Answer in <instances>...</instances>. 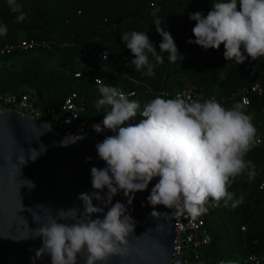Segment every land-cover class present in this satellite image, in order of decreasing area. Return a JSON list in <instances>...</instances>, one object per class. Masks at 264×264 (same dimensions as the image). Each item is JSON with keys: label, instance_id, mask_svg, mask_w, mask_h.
Returning <instances> with one entry per match:
<instances>
[{"label": "clouds", "instance_id": "clouds-1", "mask_svg": "<svg viewBox=\"0 0 264 264\" xmlns=\"http://www.w3.org/2000/svg\"><path fill=\"white\" fill-rule=\"evenodd\" d=\"M7 3L13 12L19 13L17 22L26 19L16 0ZM158 11L154 9L152 15L156 16ZM189 19L195 21L194 40L187 43L205 50H218L223 44L225 61L234 60L238 65L248 58L254 61L264 57V0H221L211 5L206 16L194 12ZM153 24L162 38L159 53L146 32H123L120 36L133 57L129 66L147 76L155 74V65L164 62L165 52L170 63L183 59L171 33L162 27L163 22L157 17ZM6 33L7 26L0 25V36ZM103 59H107L106 52ZM95 84L101 94L96 109L107 106L109 110L102 125L91 127L96 133L105 129L115 133L95 146L98 158L106 167L90 169L93 191L77 196L83 213L69 209L72 223L53 218L38 229L32 239H40L41 244L30 258L31 264L45 255L49 264H77V255L85 248L88 253L85 264H98L112 254L125 252L121 246L127 244L126 238L136 222L125 204L112 203L120 191L131 204L130 194L146 190L158 177L146 197L153 208L151 216L158 213L157 206L199 215L207 210L205 204L209 198L216 204L221 200L233 201L234 193L228 187L236 176L245 171L250 179L255 175L252 162L245 160V156L254 146L256 128L241 105L228 109L215 99L201 102L177 94L172 99L156 96L141 110L138 101L130 100L117 87L105 85L101 78H96ZM137 113L143 117L139 123L123 126ZM75 140L64 139L61 146ZM31 151L35 153L30 157L34 161L44 148L39 153ZM90 160L91 157L86 158ZM25 181L29 189L35 187L32 181ZM94 200L98 203L94 204ZM108 204L111 206L107 207ZM64 211L58 213L61 219Z\"/></svg>", "mask_w": 264, "mask_h": 264}, {"label": "trees", "instance_id": "trees-1", "mask_svg": "<svg viewBox=\"0 0 264 264\" xmlns=\"http://www.w3.org/2000/svg\"><path fill=\"white\" fill-rule=\"evenodd\" d=\"M20 9H36L41 12L45 22L42 31L21 29L15 23V15L7 0H0V25L7 26L6 35L0 36V47L4 42L19 39L16 30L21 29V39H37L48 43L46 48H37L27 53L14 51L0 55L7 59L21 55L20 68H0V90H34L55 106H59L65 96L74 91L82 99L84 110L82 119L94 120L102 124L107 106L96 109L101 98L94 78L100 77L108 86L118 90H134L129 97L144 105L156 96L174 98V91L192 87L203 97L217 92L229 93L235 88L246 85L251 79L264 71V57L257 60L246 59L242 64L234 60L225 61L224 46L218 50L203 49L189 44L194 40L192 28L195 21L189 15L200 12L206 16L211 5L221 0H16ZM159 9L156 16L152 13ZM163 22L162 27L169 31L183 57L170 63L167 53L164 62L156 64L154 75H142L134 66H129L133 58L121 42L123 32H146L159 53L161 36L153 24L156 18ZM94 51L106 52L107 59L101 61ZM50 58L63 64L59 69L52 66ZM155 63L154 58H151ZM81 72L80 77L75 73ZM25 87V88H23ZM23 88V89H22ZM226 101L220 103L226 108ZM260 101L252 99L251 107H242L245 114L251 115L259 110ZM237 104V103H236ZM143 119L139 113L133 124ZM245 160L251 161L255 175L249 178L248 171L238 175L228 187L234 193L233 201L218 204L209 198L205 204L204 227L210 235V243L204 248L203 264H247L248 254H255L264 264V190L258 188L264 177V154L261 147L254 146L246 154ZM252 170V169H249ZM242 197V199H241ZM234 201H239L234 203ZM245 226V231H241ZM190 248L182 243L180 251L171 264L191 263Z\"/></svg>", "mask_w": 264, "mask_h": 264}, {"label": "water", "instance_id": "water-1", "mask_svg": "<svg viewBox=\"0 0 264 264\" xmlns=\"http://www.w3.org/2000/svg\"><path fill=\"white\" fill-rule=\"evenodd\" d=\"M49 128L18 111H0V264H31L30 258L41 244L40 239H32L38 229L53 218L72 223L69 209L83 213L77 196L93 191L90 169L106 167L97 156L95 146L99 142L95 139L61 136ZM64 139L77 140L61 146ZM43 148L34 161L30 159L35 156L31 150L39 153ZM87 157L91 160L86 161ZM25 180L32 181L35 187L29 189ZM152 187L149 183L146 190L130 194L131 204L123 191L112 198V203L126 205L136 223L126 238L127 244L121 246L126 251L112 254L98 264L173 263L179 237L175 231L176 215L163 206H157L158 213L150 215L153 208L146 197ZM60 210H65L63 219L58 215ZM87 255V249H82L77 264H85ZM35 264H49V258L40 257Z\"/></svg>", "mask_w": 264, "mask_h": 264}, {"label": "built area", "instance_id": "built-area-1", "mask_svg": "<svg viewBox=\"0 0 264 264\" xmlns=\"http://www.w3.org/2000/svg\"><path fill=\"white\" fill-rule=\"evenodd\" d=\"M46 47H48V43L43 40L33 38L18 39L15 42H4L0 47V55H9L14 51L27 53L37 48ZM93 54L101 61L106 60L103 59L104 52L102 51H94ZM80 75L81 72L75 73L76 77H80ZM96 78L93 80L94 83ZM119 91L123 92L128 97L135 95L134 90ZM177 94H182L185 99L190 98L192 100H201L205 98L215 99L219 103L231 101L244 108L252 106L253 98L258 99L261 103L259 110L255 112L257 113L259 121V124L256 126L255 143L261 147V151L264 154V71L251 79L246 85L235 88L229 93L218 95L217 92H214L207 97H203L198 94L194 88L183 87L174 91V98ZM2 110H15L28 115L52 127L56 133L61 136H83L95 139L97 142H102L106 136L115 134L107 129L102 133H96L91 126L101 123L80 118L84 110V103L74 91L68 93L59 106H55L47 100L46 96H40L32 89L22 91L0 90V111ZM262 168L264 170V166ZM157 182L158 177L154 178L150 184L154 186ZM258 188L264 190V177L260 180ZM168 210L174 212L176 215L175 231L179 234L178 240L176 241L175 258L180 251L182 243H184L190 248L192 253L193 259L190 264H203L201 261L203 250L210 243L211 239L204 227V215L202 213L199 215H192L187 211H181L175 208ZM241 231H245V226H241ZM245 262L247 264H262L261 260L252 253L246 256ZM183 264H188V262L184 260Z\"/></svg>", "mask_w": 264, "mask_h": 264}, {"label": "rangeland", "instance_id": "rangeland-1", "mask_svg": "<svg viewBox=\"0 0 264 264\" xmlns=\"http://www.w3.org/2000/svg\"><path fill=\"white\" fill-rule=\"evenodd\" d=\"M21 11L24 12L26 14V19L21 21V22H17L16 21V17L19 15V13H16L15 15V23L21 27V29H36L38 31H42L45 28V22H43L41 20V12L36 10V9H23V7L21 8ZM21 29H17L16 30V35H18L19 39H21L24 35V32ZM22 56L21 55H16L14 57L11 58H7V59H0V68L5 67V68H14V69H19L20 68V61H21ZM50 62L52 64V66L62 69L64 68L63 64L59 63L56 59L54 58H50ZM25 88V87H23ZM22 88V89H23ZM204 100H207L205 98L201 99L200 101L203 102ZM226 108L230 109L233 108V106H231L230 104H227ZM128 124H133V120L131 119L130 121L126 122L125 125L123 126H127ZM256 128V125H254Z\"/></svg>", "mask_w": 264, "mask_h": 264}, {"label": "crops", "instance_id": "crops-1", "mask_svg": "<svg viewBox=\"0 0 264 264\" xmlns=\"http://www.w3.org/2000/svg\"><path fill=\"white\" fill-rule=\"evenodd\" d=\"M235 105H237L236 103H231V106H235ZM251 117H252V123H253V125H258L259 124V121H258V117H257V113H252L251 115H250Z\"/></svg>", "mask_w": 264, "mask_h": 264}]
</instances>
